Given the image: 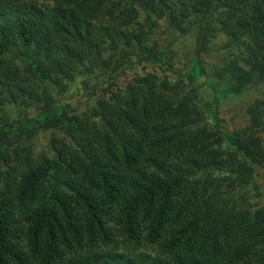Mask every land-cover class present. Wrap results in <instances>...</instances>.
Segmentation results:
<instances>
[{
  "label": "trees",
  "instance_id": "trees-1",
  "mask_svg": "<svg viewBox=\"0 0 264 264\" xmlns=\"http://www.w3.org/2000/svg\"><path fill=\"white\" fill-rule=\"evenodd\" d=\"M259 86L264 0H0V264H264Z\"/></svg>",
  "mask_w": 264,
  "mask_h": 264
},
{
  "label": "rangeland",
  "instance_id": "rangeland-1",
  "mask_svg": "<svg viewBox=\"0 0 264 264\" xmlns=\"http://www.w3.org/2000/svg\"><path fill=\"white\" fill-rule=\"evenodd\" d=\"M38 5H43L42 2H38ZM185 43L177 44V50L180 52V57L183 58L185 51ZM189 49H187L188 51ZM210 63H213V59L210 57L207 59ZM184 59L183 62H178V67L184 68ZM89 92L84 90L82 86H76L71 93H67L64 96V99L68 101L72 106L78 107L81 106V109H85V103L87 100ZM203 98L206 102L212 100L213 93L209 89H205L202 93ZM245 98L241 100L231 101V100H223L221 107V118L223 119V127L225 130L233 131L236 129L243 128L245 121V109L246 105L250 104L252 101L263 98L264 96V87L259 86L255 89L250 90ZM26 113H30L27 110L18 109L14 114H12L13 118L16 119H25ZM40 142L38 143L39 149L45 150L47 145L48 136L44 133L40 135ZM44 148V149H43ZM258 182L263 186L264 189V174H261L258 178Z\"/></svg>",
  "mask_w": 264,
  "mask_h": 264
}]
</instances>
